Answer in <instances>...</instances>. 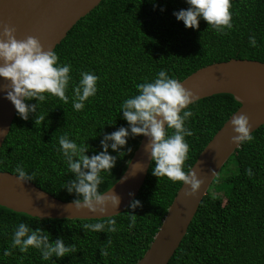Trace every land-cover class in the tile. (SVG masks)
I'll return each mask as SVG.
<instances>
[{
    "label": "trees",
    "instance_id": "obj_1",
    "mask_svg": "<svg viewBox=\"0 0 264 264\" xmlns=\"http://www.w3.org/2000/svg\"><path fill=\"white\" fill-rule=\"evenodd\" d=\"M186 0H101L79 18L53 50L61 63L72 65L68 103L49 95L37 113L27 120L17 112L0 147V171L11 173L17 164L33 174L31 181L66 201L76 194L62 187L72 177L58 151L64 133L91 147L88 155L101 150L103 132L127 126L120 114L123 99L136 94V83L151 80L164 69L181 80L196 69L230 58L264 62V0H231V29L218 33L200 19L199 27H185L174 11L187 8ZM254 35L257 46L249 44ZM81 71L95 73L97 92L82 110L72 107V85ZM27 103H36L32 98ZM239 102L229 93H217L190 104L193 116L186 121L192 135L185 169L233 113ZM45 120L35 123L36 117ZM113 124H109L114 122ZM171 131V130H169ZM253 139L241 143L228 157L202 198L185 235L166 264H264V124L251 132ZM142 134L129 136L111 173H104L100 191L108 189L125 169ZM131 149L127 151V149ZM116 155L112 149L108 150ZM150 161L145 179L135 196L141 203L126 206L112 215L114 232L83 229L84 223L102 218H38L0 205V264H135L149 247L181 181L152 174ZM251 168L252 175L246 173ZM129 205V204H128ZM136 215L129 227L128 217ZM50 233V241L62 237L75 247L62 257L41 259L39 250L21 253L11 248L18 222ZM8 248L10 254L3 255ZM106 249V256L100 249Z\"/></svg>",
    "mask_w": 264,
    "mask_h": 264
},
{
    "label": "clouds",
    "instance_id": "obj_2",
    "mask_svg": "<svg viewBox=\"0 0 264 264\" xmlns=\"http://www.w3.org/2000/svg\"><path fill=\"white\" fill-rule=\"evenodd\" d=\"M186 3L187 8L173 12L185 27L198 28L200 19L221 34L225 29L233 27L231 0H186ZM14 33V27L4 25L3 38H0V77L10 81L4 94L13 103L17 115L27 120L30 113H37L41 102L46 101L49 95L68 103L66 91L73 79L70 74L72 65L61 63L56 51L52 48L45 50L36 37L29 35L18 40ZM248 39L251 46H257L254 35ZM79 76L78 83L72 85V107L76 111L82 110L85 101L95 96L99 79L90 71H81ZM135 88L136 94L126 97L119 105V115L127 121V126L121 125L112 132H103L100 151L88 155L86 153L91 146L86 141L78 144L75 139L69 138L68 133L58 137V151L68 171L73 174L62 187L67 192L76 194L72 204L77 209L87 208L92 212L105 213L109 204L118 208L119 195L115 192H102L99 186L103 183V174L111 173L117 157L124 155L122 149L129 136L143 134L148 138L145 149L154 162L151 171L156 177L166 176L173 182L181 181L183 185H188L185 189L186 196L195 195L203 183L193 167L185 169L189 153L185 137L192 135L186 121L193 116L188 106L195 103V94L164 69L155 73L151 80L136 83ZM32 98L36 99V103H27ZM44 120L45 116L40 115L36 117L35 123ZM113 123L115 121L109 124ZM230 123L236 133L231 137L233 143L241 144L253 139L246 114L232 116ZM109 149L114 150L116 155L111 154ZM13 172L18 181L33 179V174L27 172L21 164H17ZM246 173L251 176V168L246 169ZM140 203L133 198L128 207L136 208ZM128 219L129 227H132L136 215L132 213ZM82 228L97 232L117 230L116 221L111 216L95 223H84ZM30 247L39 250L44 261L75 251V247L66 244L62 237L58 236L50 241L49 232L40 227L33 228L23 221L18 222L12 232L11 248H18L21 253H26ZM9 254L10 250L5 248L3 255ZM107 254L106 249H100L101 256Z\"/></svg>",
    "mask_w": 264,
    "mask_h": 264
},
{
    "label": "water",
    "instance_id": "obj_3",
    "mask_svg": "<svg viewBox=\"0 0 264 264\" xmlns=\"http://www.w3.org/2000/svg\"><path fill=\"white\" fill-rule=\"evenodd\" d=\"M100 1L0 0V38H3V27L7 24L15 28L14 35L18 40L31 35L40 41L45 50L53 49L74 23ZM179 81L192 90L196 100L212 94L229 93L239 102V106L191 165L198 178L203 180L200 188L195 195L186 196L185 189L189 186L181 183L149 247L135 264H166L173 255L214 177L240 145L231 141V137L236 135L230 123L232 116L246 114L251 132L264 124V62L247 58L212 62ZM6 86H10V81L0 77V130H3L0 132V147L16 113L13 103L4 94ZM147 142L148 138L142 134L125 169L103 191L119 195L118 208L109 204L105 213L92 212L87 208L77 209L72 201L55 197L31 180L18 181L16 175L8 171H0V205L38 218H102L115 215L135 198L145 179L151 161L145 149Z\"/></svg>",
    "mask_w": 264,
    "mask_h": 264
}]
</instances>
